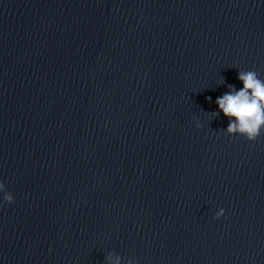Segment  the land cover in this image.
Segmentation results:
<instances>
[{
  "label": "clouds",
  "instance_id": "clouds-1",
  "mask_svg": "<svg viewBox=\"0 0 264 264\" xmlns=\"http://www.w3.org/2000/svg\"><path fill=\"white\" fill-rule=\"evenodd\" d=\"M237 79L243 87L239 90L234 85H228L229 91L218 97L215 103L219 112L228 118L229 123L223 129L227 135H239L249 142H254L264 133V79L255 70L238 71ZM211 102V97H208ZM214 116L216 112L212 113ZM200 127L199 123L196 125ZM0 193L6 202H13L14 196L6 190V185L0 181ZM225 215L224 209H220L213 219L219 220ZM122 258L115 253H108L105 264H121ZM127 264H134L132 259Z\"/></svg>",
  "mask_w": 264,
  "mask_h": 264
}]
</instances>
